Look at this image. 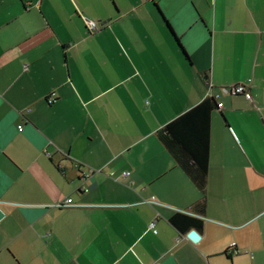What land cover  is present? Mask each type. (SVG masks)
<instances>
[{"label": "crops", "instance_id": "1", "mask_svg": "<svg viewBox=\"0 0 264 264\" xmlns=\"http://www.w3.org/2000/svg\"><path fill=\"white\" fill-rule=\"evenodd\" d=\"M210 95L200 211L157 131ZM0 264H264V0H0Z\"/></svg>", "mask_w": 264, "mask_h": 264}, {"label": "trees", "instance_id": "2", "mask_svg": "<svg viewBox=\"0 0 264 264\" xmlns=\"http://www.w3.org/2000/svg\"><path fill=\"white\" fill-rule=\"evenodd\" d=\"M162 20L183 51L179 39L174 35L163 16ZM216 109H218L217 100L213 96L205 97L157 131L158 139L173 157L176 165L182 169L200 192V198L193 205L200 211L205 207L210 119L212 112ZM170 222L181 233L191 228L200 229L203 224L200 218L180 212L173 214Z\"/></svg>", "mask_w": 264, "mask_h": 264}, {"label": "built area", "instance_id": "3", "mask_svg": "<svg viewBox=\"0 0 264 264\" xmlns=\"http://www.w3.org/2000/svg\"><path fill=\"white\" fill-rule=\"evenodd\" d=\"M83 20L85 22L86 27L88 28L89 31H96L98 29L97 24L95 21L87 19L85 17H83ZM250 80H248L247 82H240V83H236L234 85H231L229 87H223L221 88V92L222 93H230L233 95H243L246 99L251 100V96L250 93L248 91V86H249ZM213 96V95H210ZM215 99L218 98V95H214L213 96ZM48 102H51V99L48 98ZM218 108H221L222 104L221 103H217ZM20 128V127H19ZM123 175H126V172L122 173ZM70 199H66L64 201V203L68 204L70 203ZM154 226V223L152 222L150 224V227L152 228ZM155 231V230H154Z\"/></svg>", "mask_w": 264, "mask_h": 264}, {"label": "water", "instance_id": "4", "mask_svg": "<svg viewBox=\"0 0 264 264\" xmlns=\"http://www.w3.org/2000/svg\"><path fill=\"white\" fill-rule=\"evenodd\" d=\"M186 236H187V238H189L191 241H194V242L198 241L200 238L195 228H191L186 233Z\"/></svg>", "mask_w": 264, "mask_h": 264}, {"label": "rangeland", "instance_id": "5", "mask_svg": "<svg viewBox=\"0 0 264 264\" xmlns=\"http://www.w3.org/2000/svg\"><path fill=\"white\" fill-rule=\"evenodd\" d=\"M229 139L227 138L226 141H228ZM230 141V140H229Z\"/></svg>", "mask_w": 264, "mask_h": 264}]
</instances>
